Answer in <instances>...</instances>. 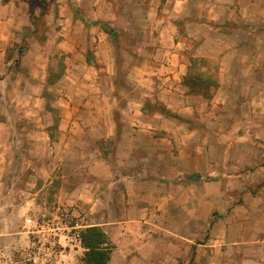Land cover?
Here are the masks:
<instances>
[{
	"label": "rangeland",
	"instance_id": "obj_1",
	"mask_svg": "<svg viewBox=\"0 0 264 264\" xmlns=\"http://www.w3.org/2000/svg\"><path fill=\"white\" fill-rule=\"evenodd\" d=\"M27 1L32 9L39 3L45 8L34 25H47L42 40L49 82L40 100L20 104L11 79L3 85L0 264H92L81 241L92 227L105 234L96 237L103 250L113 247L107 264H239L238 241L258 229L256 238L264 237V0H68L62 8L59 2ZM25 48L26 36L19 55ZM9 59L15 77L19 57L10 51ZM172 62L188 72L178 85L198 90L199 95L186 93L195 112L173 115L154 96L144 100L142 118L181 125L185 148L200 150L205 173L184 179L193 184L190 212L182 201L173 207L161 202L146 211L145 222L141 210L130 209L138 195L126 194L122 215L113 203L115 187L106 208L90 194L84 205L74 202L63 187L97 178L72 148L68 156L58 153L59 126L87 123L95 108L124 107L126 100L108 91L111 75L118 94L136 87L149 69ZM91 79L100 80L96 89L88 87ZM116 111L112 117L118 120L121 110ZM10 123L18 128L13 135ZM28 127L33 141L24 134ZM179 190L167 187L164 195L185 197ZM105 217L112 223L104 224ZM241 250L258 259L264 244Z\"/></svg>",
	"mask_w": 264,
	"mask_h": 264
},
{
	"label": "crops",
	"instance_id": "obj_2",
	"mask_svg": "<svg viewBox=\"0 0 264 264\" xmlns=\"http://www.w3.org/2000/svg\"><path fill=\"white\" fill-rule=\"evenodd\" d=\"M49 1H53L52 4L59 2L61 8L64 4L67 6L69 3L68 0ZM37 5L36 9H32L27 0H0V101L5 98L3 85L8 81V78L11 79L12 83V96L21 99L19 102L16 101L18 104L26 99L40 100L42 91L49 82V73H47V69H49L48 54L46 44L42 40V36L48 32L47 25L41 23L38 27L34 25L35 20L41 15V9L45 8L40 3ZM262 17L264 19V15L259 16V19ZM54 29L56 33H61L57 27ZM25 36L26 48L24 53L19 55V48L24 43ZM112 48H116V51L119 52L117 45L112 44ZM10 51L16 52L19 57L20 69L14 74L15 77H11ZM119 64L120 62L115 60L113 67H117ZM178 65L176 66L172 62L167 66L160 65V67L149 69L147 78L142 77L136 80L138 81L134 83L136 87L132 88V82H128L131 88L128 91L121 90L118 94H114L117 85L111 75V89L109 88L108 91L113 94L111 98L125 99L126 105L124 107L118 108L116 103H113L108 109L104 108L103 111L95 108L88 111L87 123L73 121L59 126V138L54 142L58 153L61 156L66 153L68 156L69 150L72 148V155H77L78 158L79 155H82V159L87 164L85 170L97 178L96 182L88 183L86 186L75 181L74 186L63 187V192L74 197L72 198L74 202L77 203L80 200L79 204L84 205L87 197L92 195L90 198H93L95 195L96 203L106 208L109 205L107 196L112 193V189L115 187L117 188L116 199L113 200V203L117 204V211L122 214L127 209L126 194H137L138 197L136 196L134 200L129 202L132 205L130 209H133L134 206L141 210L140 220H145V222L150 221V218H146V211L152 209V205L155 209L157 204L161 202H169L170 206L173 207L182 201L183 207L187 211L191 209L192 203L189 200L191 199L192 193L190 191L193 184L192 186L189 185L184 179L193 173L200 175L205 173V169L200 165V158L202 157L200 150H187L188 146L185 148V139L179 137L178 133L182 128L181 125L167 122H148L142 118L145 114L144 100L154 96H157V99L162 101L173 115L181 116L187 110L192 113L195 112L196 108L190 101L193 96L186 95V93L192 92V94L199 95L198 90L192 91L188 86L185 89L178 85L181 80L188 78V72H184L182 66ZM75 69L73 67L71 71ZM127 79L128 76H124L123 82H127ZM99 84L100 80L91 79L88 87L96 89ZM145 86L146 89H144ZM38 88H40L39 95L38 92H35ZM139 93H142L140 99H138ZM103 97L106 99L107 96L104 94ZM108 104L109 102H107ZM117 109L121 110V116L118 120L112 117L116 115ZM32 111L33 109L31 112L25 110L29 114H32ZM178 126L180 127L179 130ZM1 127L2 124L0 123V129ZM8 127L12 135L17 132L18 128L14 124L10 123ZM30 130L29 127L28 129L25 128L24 134L33 141L34 138H32ZM44 132H47L46 128ZM98 141L103 144L102 150L100 146H97ZM1 177L2 173L0 174ZM167 187H180L179 191L182 192L183 190L186 198L179 199L175 196L176 199H174L171 195H164ZM203 199L206 200L207 197L204 196ZM185 219L187 220L188 217H184L183 220ZM120 222L121 220L118 223ZM103 223L111 224L112 222L110 220L108 222L105 217ZM260 233V229L249 231L246 238L238 241L239 264H243L244 260L250 264H264V250L258 259L245 257L241 250L245 245L251 246L258 242L264 244L262 235L259 239L256 238L257 234ZM252 242L255 244H251Z\"/></svg>",
	"mask_w": 264,
	"mask_h": 264
},
{
	"label": "trees",
	"instance_id": "obj_3",
	"mask_svg": "<svg viewBox=\"0 0 264 264\" xmlns=\"http://www.w3.org/2000/svg\"><path fill=\"white\" fill-rule=\"evenodd\" d=\"M108 32L112 37L116 36L115 32L111 30ZM104 235L105 234H103V232L98 227L89 228L83 231V234L81 235L83 246L89 249L88 255L89 260L92 262V264H107V262L110 260L113 247L109 246V248H105L103 250L100 247L101 243H103L102 240L101 242L96 241V237H101Z\"/></svg>",
	"mask_w": 264,
	"mask_h": 264
},
{
	"label": "built area",
	"instance_id": "obj_4",
	"mask_svg": "<svg viewBox=\"0 0 264 264\" xmlns=\"http://www.w3.org/2000/svg\"><path fill=\"white\" fill-rule=\"evenodd\" d=\"M30 221V220H29Z\"/></svg>",
	"mask_w": 264,
	"mask_h": 264
}]
</instances>
